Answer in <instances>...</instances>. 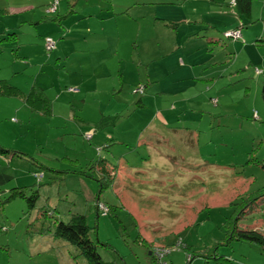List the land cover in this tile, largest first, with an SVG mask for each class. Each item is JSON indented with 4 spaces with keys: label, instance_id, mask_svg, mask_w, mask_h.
Returning <instances> with one entry per match:
<instances>
[{
    "label": "rangeland",
    "instance_id": "1",
    "mask_svg": "<svg viewBox=\"0 0 264 264\" xmlns=\"http://www.w3.org/2000/svg\"><path fill=\"white\" fill-rule=\"evenodd\" d=\"M53 1L0 0V80L24 94L43 90L52 111L46 119L0 96V149L8 150L0 151V174L10 177L0 199L36 188L35 160L86 171L107 158L119 165L117 177L100 190L91 179L45 172L33 211L21 198L0 211V264H86L53 239L54 219L37 216L42 208L64 222L85 216L106 263L217 264L218 254L264 264L259 247L225 241L233 207L264 188V0H250L249 18L235 0H57V12ZM106 10L136 21L107 29L117 35L113 47L85 44L84 56L72 36L90 33L73 22L83 15L100 23ZM62 27L73 34L67 44L53 34ZM237 28L242 35L228 39ZM13 32L19 39L8 42ZM46 37L57 51L46 52ZM103 117L115 124L97 128ZM253 210L238 227L263 233L264 209Z\"/></svg>",
    "mask_w": 264,
    "mask_h": 264
},
{
    "label": "trees",
    "instance_id": "2",
    "mask_svg": "<svg viewBox=\"0 0 264 264\" xmlns=\"http://www.w3.org/2000/svg\"><path fill=\"white\" fill-rule=\"evenodd\" d=\"M57 0H54L53 3L50 5L51 7H54V11H58L59 2L57 3ZM56 4V7L54 6ZM168 4V3H167ZM169 4L173 5L174 2H169ZM231 6H236L238 8V15L239 16H245L250 17L251 12V2L250 0H235ZM72 6H69V16L72 14H75L72 10ZM68 16V17H69ZM67 17V18H68ZM241 29H236L231 32H227L225 35L228 36V33L238 32L239 37L241 34ZM9 38L7 39L8 42L10 41H17L19 39V36L16 33H11L8 35ZM238 37V38H239ZM230 40H236L237 38L233 37H227ZM46 39H51L49 37H46L44 40V48ZM0 41H6L4 39H0ZM53 41V40H52ZM54 42V41H53ZM55 46L54 49L51 51H46L48 53H51L52 51L56 50V43L54 42ZM0 96H7V97H15L20 98L22 102L31 110L33 113H37L41 116H43L46 119H49L52 117V111L50 106V101L45 95L44 91L41 89H38L36 87H33L28 94H24L20 92L17 88L11 86L7 80H0ZM261 98L264 104V81L262 82L261 86ZM107 122L104 123L103 121L100 123V127L97 128L103 129V126H106L110 120H112V124H115L116 118L114 117V120L112 118H106L103 117V120H106ZM97 126V125H96ZM88 140L90 138H87ZM86 140V137H85ZM2 153H7L8 150L0 149ZM16 154L17 152L14 151ZM22 156H27L21 153H17ZM30 159V158H29ZM65 161V160H64ZM12 159L10 164H12ZM66 165L63 168V164H61L59 167L53 168V167H47L41 162H37L36 160L33 161L32 169L29 170V173H31L34 180H36V188L35 186H27V187H15L8 191V194L3 199H0V211L10 201H12L14 198H21L23 201L26 202V206L30 211H33L36 208V203L39 199V190L37 189L40 187L41 181L45 177V172L47 173L49 179H53L51 174H56L57 176L63 175L70 177H83L87 179L94 180L96 184L98 185V188L101 190L106 187L113 186V184L116 181L117 177V169L119 165H113L107 158H100L99 160L89 162L86 164L87 168L86 171L79 169L76 167L78 166L77 162L72 161H66ZM70 164L72 165L74 170H70L67 167H69ZM261 166V165H260ZM31 171V172H30ZM10 177L0 174V182L3 180H9ZM44 185V184H43ZM26 191H29V194L26 195ZM2 191L0 190V194ZM99 199V198H98ZM238 205H235L232 210L231 216L227 219V226L226 228L230 229L229 237L225 240L227 245H230V242H238V243H247L250 245H255L261 249V251L264 253V232L260 233L255 231L251 226L249 227H243L239 228L238 225L240 222H242L243 218L247 216L249 213L253 214L254 208H263L262 205H264V188L257 190L255 194H253L248 199H241L239 202H237ZM241 207L238 211L237 208ZM110 210V209H109ZM253 210V211H252ZM40 213L37 214V216H42L43 218H53V224L52 228L50 227L49 232L52 233V237L54 240L57 241H64L67 244L71 245L74 250L78 253L79 256H82L86 264H111L106 263L102 260L101 256L98 253L97 243L95 241H92L90 238V227L86 223L85 216L75 214L70 215L68 220L66 222L62 220H58L53 217L52 214H50L48 211H44V208L39 210ZM107 210L104 212H100L102 215L105 214ZM100 213L97 212V216L100 215ZM227 232V231H226ZM97 244V245H96ZM147 250V248H146ZM170 251L167 252L169 254ZM215 255V262H218L219 260H223L222 262H225L226 264H231L229 259H227L224 256H217Z\"/></svg>",
    "mask_w": 264,
    "mask_h": 264
},
{
    "label": "crops",
    "instance_id": "3",
    "mask_svg": "<svg viewBox=\"0 0 264 264\" xmlns=\"http://www.w3.org/2000/svg\"><path fill=\"white\" fill-rule=\"evenodd\" d=\"M126 8H127L126 13H128V12L130 13V9H131L130 5L129 6L127 5ZM13 9L15 11H18V9H16V8H13ZM13 9H11V10H13ZM30 10H32V8H30ZM106 11L107 12L104 15H107V16H105L104 17V20L102 22H100V23L95 22V21H91V20H86L84 22V20L87 19V18H82L83 15H81V20L78 22V24H75L73 22V25L76 26V28L77 27L78 28L80 27L81 30H83L82 28H84V31H86V32L89 31L90 37H87L86 35H88V34H86V33H83L81 31H77L75 34L77 36H79V35H81V36L78 37V38H75V37L73 38L72 31H70V29H68L66 27H62V30H63L62 33H61L60 29H59V30H56L53 34L60 36V38H68V39L64 40V43L65 44H67V43L70 42L69 37L72 36L71 42L72 41H75L74 43H77V45H78V46H75L74 48L85 49L84 50V56H87V55L91 54V51L90 50H87V48L85 47V44L86 45L93 44L95 46L94 48H96L95 49V52L101 51L102 49L104 50L106 48L110 49V46H111V48L113 47V45H114V41L113 40L116 38L117 35H116L115 32L106 33L105 31L107 29L114 30L117 27V25L123 24L126 21V19L127 20L130 19L133 22L136 21V19L135 18H130V16H126L124 14H120V15H115L114 14L115 15L114 16L115 19H113L111 16H109V15H111L110 12L108 10H106ZM82 14H83V12H82ZM75 16H77V13H75ZM103 16H99V17H103ZM83 23H87L86 24L87 26L82 27L80 24H83ZM65 29H67V30H65ZM98 38L100 39L99 42H98V40L96 41V39H98ZM102 39H105V41L104 42L101 41ZM55 51H57V50H55ZM82 52L83 51H81L80 53H82ZM143 140L144 141L140 140L141 143L144 144V145H146L147 144V141H149V142L151 141V136H146L145 139H143Z\"/></svg>",
    "mask_w": 264,
    "mask_h": 264
},
{
    "label": "built area",
    "instance_id": "4",
    "mask_svg": "<svg viewBox=\"0 0 264 264\" xmlns=\"http://www.w3.org/2000/svg\"><path fill=\"white\" fill-rule=\"evenodd\" d=\"M53 10L55 9L54 7L52 8ZM233 37V38H238L239 37V33L237 32H233V33H228V37ZM54 42L52 41V39H46V43H45V47H46V51H51L54 49Z\"/></svg>",
    "mask_w": 264,
    "mask_h": 264
}]
</instances>
